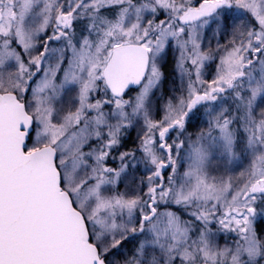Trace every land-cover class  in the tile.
I'll return each instance as SVG.
<instances>
[{
    "label": "rangeland",
    "instance_id": "1",
    "mask_svg": "<svg viewBox=\"0 0 264 264\" xmlns=\"http://www.w3.org/2000/svg\"><path fill=\"white\" fill-rule=\"evenodd\" d=\"M215 1L0 0V91L25 101L34 117L26 149H56L65 189L85 215L101 254L115 264L128 255L120 239L150 213L158 174L167 181L157 192L156 218L135 241L137 255L148 245L154 254L166 228L174 237L188 238L190 227L176 206L217 202L216 212L226 219L222 225L250 246L256 221L264 216V196L252 193L255 182L264 185V126L261 132L243 128L241 136L236 128L264 95V0H228L232 6L202 20H180L190 9ZM67 14L70 22L55 31L57 17ZM75 23L81 27L77 39L70 35ZM123 41L143 43L152 54L144 82L125 100L110 98L108 137L127 140L134 131L137 146L128 157L109 156L118 164L110 171L100 157L108 149L105 140L88 118L110 52ZM247 63L234 90L189 111L198 94L227 87ZM262 103L257 106L264 112ZM112 208L119 219L110 224L106 213ZM205 243L201 255L217 258L229 251L216 236ZM173 248L182 256L180 264L193 261L185 246ZM174 261L167 255L162 264Z\"/></svg>",
    "mask_w": 264,
    "mask_h": 264
},
{
    "label": "water",
    "instance_id": "2",
    "mask_svg": "<svg viewBox=\"0 0 264 264\" xmlns=\"http://www.w3.org/2000/svg\"><path fill=\"white\" fill-rule=\"evenodd\" d=\"M224 4L218 0L192 9L182 21L199 20ZM150 55L141 43H124L112 50L104 78L113 95L122 97L145 80ZM250 65L242 67L238 78ZM206 97L198 94L192 105ZM33 125L25 102L14 92H0V264H107L91 241L83 213L62 186L56 149L45 145L26 151ZM158 177L162 183L153 190L141 230L156 215L157 192L164 183ZM252 193L264 195V185L255 182Z\"/></svg>",
    "mask_w": 264,
    "mask_h": 264
},
{
    "label": "trees",
    "instance_id": "3",
    "mask_svg": "<svg viewBox=\"0 0 264 264\" xmlns=\"http://www.w3.org/2000/svg\"><path fill=\"white\" fill-rule=\"evenodd\" d=\"M230 6L232 5H230L228 1L227 6L225 7L228 8ZM108 12H110V15L108 14ZM104 14H107V16L110 17L111 15H113L112 10L109 9L108 10L104 9ZM110 17L109 20L111 25L112 18ZM77 31L81 32V27L79 23H75L72 29L70 30V35L72 36L73 39H77V37L75 38L74 36L75 33H77ZM122 43L125 42L123 41L120 43H116L115 45H119ZM169 64L171 63L168 61V63L164 66L166 70L168 69ZM134 90L136 89H133V91ZM262 100L264 103V95L261 97L259 101L256 100V108L252 109L253 110L252 114L251 112H246L245 115L243 116L245 120V124L244 125L240 124V126L239 125L236 126L238 135L240 136L243 135V131H244L243 128H245L246 131L251 129L254 130L258 129V132H261V130L263 131L262 127L264 126V124L262 118H264L263 116L264 112L258 110V109H263L258 107L260 106ZM233 102H234V98L231 99V103ZM233 105L234 104H232V106ZM239 113L241 117L242 116L241 110H239ZM133 137H134V131L130 132L127 140H110L109 143L108 141L105 140L103 145L108 149L107 150L104 149L100 154L101 159L105 158V161L103 163L105 168L108 167L110 171L112 169L115 170L117 169L118 164L116 165L113 164V162L108 161L109 156L115 159L116 157L118 158L120 154L123 152L128 157V154L137 151L136 140H132ZM137 155H140V153H137ZM145 156L147 157V159H149L148 155ZM164 179L165 182L163 185V189L167 181V178L164 177ZM143 182L145 181L143 180ZM199 204H200L199 202H196L191 206H188V204H185L183 206L182 205L176 206L175 213L179 216L181 221H183L186 225H189L190 227V232L187 234L188 238L184 235L182 239H179L177 237L172 236L169 233L168 228L164 229L165 232L162 231L161 235L159 234L160 245L157 246L154 254H152L153 256L149 254L153 250V247H150L149 245L142 251L141 255H139V253L138 255L135 253V249L136 247H138L137 243L135 244V241L138 240L139 237L144 234L146 225L148 223L153 222L156 216L150 222L145 223L144 228L142 230H141V226H142V218H141L140 227L132 234L130 233L127 237L120 239L121 245L126 247L127 248L126 250L128 252V255L124 256L123 264L127 260H131L132 262H135V259L138 262L141 261L143 264H147V263L162 264V262L165 260V257L167 255H171L175 257V261H174L175 264H180L182 256H179L178 253H176V251L173 248V246H177L178 244H181L186 248H188L193 256V261H190L186 264H264V216L262 219H258L256 221L254 227V235L252 238L253 242L250 246V244H246L245 240L239 237L238 233L235 234L231 228H225L222 225V223H224L226 219L225 217H222L223 214L221 215L218 212H216V210H219L220 207L217 202L210 201V202H206L205 205H199ZM183 207H188V208H183ZM112 209L113 210H107L108 212L106 213L107 214L106 221H108L109 219L110 224L113 223L115 219L116 220L119 219L118 210H116L117 211L116 213L115 209L114 208ZM167 209H169L170 212L174 210L171 204L168 205ZM189 209H191L190 211L191 214L189 213ZM218 217H221L222 219H218ZM220 229H224V232H220ZM89 231H90V227H89ZM214 236L218 238L220 244H223L226 247H228L229 249L228 253L223 257H217V258H211L209 256L201 255L200 252L202 250L200 248V245H202L203 243H205V241H207L209 238H212ZM90 237H91V241L95 243V238L91 232H90ZM132 243L134 245H132ZM165 249L167 250L165 251ZM99 250L101 253V248H99ZM102 257L105 258L107 264H115L117 261L109 255H104V256L102 255Z\"/></svg>",
    "mask_w": 264,
    "mask_h": 264
},
{
    "label": "flooded vegetation",
    "instance_id": "4",
    "mask_svg": "<svg viewBox=\"0 0 264 264\" xmlns=\"http://www.w3.org/2000/svg\"><path fill=\"white\" fill-rule=\"evenodd\" d=\"M211 3V2H210ZM208 5V4H207ZM207 5H205V6H207ZM204 6V7H205ZM225 6H227V1L225 2V4L222 6V7H220V8H223V7H225ZM204 7H202V8H204ZM202 8H200V9H198V8H192V9H198V10H201ZM219 8V9H220ZM192 9H190V10H192ZM189 10V11H190ZM189 11H187L184 15H186ZM212 13H214V12H212ZM212 13H210V14H212ZM209 14V15H210ZM183 15V16H184ZM207 17V16H206ZM206 17H203V18H201V19H199V20H202V19H204V18H206ZM181 21H182V18L180 19ZM57 21H58V23H57V25L54 27V29H55V31H57V32H59V30H58V27H61V28H63V26L64 25H66V24H68L69 22H70V17H69V14H67V15H65V16H62V15H59L58 17H57ZM183 22V21H182ZM184 23V22H183ZM190 23H192V22H189V23H184V24H190ZM119 45H121V44H119ZM116 46H118V45H115L113 48H112V50L116 47ZM146 47H148V46H146ZM112 50H111V52H110V56H109V58H108V60L110 59V57H111V54H112ZM152 51V50H151ZM151 54H152V52H151ZM108 60H107V62H106V64H105V67H106V65H107V63H108ZM105 67H104V69H105ZM104 69H103V80H102V83H101V91H98V93H96V94H94L95 95V97H93L92 98V105H91V107L89 108V114H90V118H88V119H90L91 120V122H92V124L95 126V131H96V133L97 134H100V136H103V139L104 140H107L108 141V143H109V141L110 140H115V138L114 137H108V132H107V127H108V125H111V123H110V120H109V118H110V116H111V97L112 98H119V99H126L128 96H130L131 95V93H132V91H133V89H130L128 92H126L122 97H116V96H114L112 93H111V91L109 90V88L107 87V85H106V81H105V78H104ZM237 78V77H236ZM236 78H234V80L227 86V87H217V88H215L213 91H210V92H208V93H201V94H206L207 95V97L204 99V100H200V101H198L199 102V104L202 102H209V101H215L217 98V96H224V95H226V94H228L230 91H232V90H234V88H235V85H236ZM134 89H136V88H134ZM210 93H212V95L211 96H209L210 95ZM194 100V99H193ZM198 102L195 104V105H192V103H193V101H192V103H191V105H190V108H189V111L191 112V111H193L194 109H196V107L199 105L198 104ZM122 109H120V111H121ZM120 139H121V137H120ZM124 140V139H123Z\"/></svg>",
    "mask_w": 264,
    "mask_h": 264
}]
</instances>
